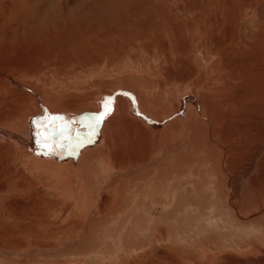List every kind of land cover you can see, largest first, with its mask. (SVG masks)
<instances>
[{
    "label": "rangeland",
    "instance_id": "1",
    "mask_svg": "<svg viewBox=\"0 0 264 264\" xmlns=\"http://www.w3.org/2000/svg\"><path fill=\"white\" fill-rule=\"evenodd\" d=\"M207 1L0 0V32L12 33L0 37V84L4 75L12 72L22 73L34 80V75L23 72L30 66L37 69V79L45 73L46 77L59 74V79L77 77L78 81L81 76L75 74L77 70L81 74L85 72L84 77L89 81L93 77H102L103 73H99L105 66L100 61L94 63V56L100 59L107 55L105 45L87 44L90 43L89 37L94 41H105L107 36L99 33L103 29L114 30L110 31V36L114 41L121 42L116 49L124 50L122 58L110 69L111 74L124 65L136 67V50L153 40L157 29L167 25L183 29L186 38L197 28L199 37H195L193 43L202 53L208 52L204 54L205 57L219 53L214 50H219L221 42H224L225 47L222 49L227 51L220 52L222 58L220 54L214 55L224 64L223 72H219L214 79L220 78L222 86L226 85L224 81L228 83L224 93L230 101L238 97L236 102L241 108L247 101L243 98L259 95L252 101L254 106L247 107V115L257 121V126L254 125L256 139L248 151L247 148L243 149L247 145L240 141L238 133L232 132L234 141H231L230 154L237 182L236 185L234 181V186H238L236 195L239 196L235 207H228L225 196L220 194L221 188H233L231 180L226 178L225 170L223 180H218L215 195H205L203 199L191 203H181L179 191H176L177 194L171 192L169 189L172 187L165 188V193L160 195H150L146 189L142 190V194L136 198L135 207L127 215L132 217L133 212V218H100L99 213L94 212L99 197L90 205L89 212L82 214L81 218H72L69 217L70 206L63 210L44 205L42 208L40 204L24 199V194L29 193L30 188L25 193L12 191L7 196L0 194V264H263L247 255V251L260 252L264 260V169L261 171L258 167L260 154H264V145H260L264 133V0H221L222 4L219 1L212 2L214 5L220 4L215 20L209 18L208 5L211 4ZM166 17L170 21L160 22ZM193 18L198 21L202 19V23L191 21L189 25L183 26L182 23ZM180 23L179 27L175 26ZM123 27L126 28L125 34L119 31ZM212 37L217 39L215 45L210 44ZM81 48L88 52L86 60L79 56ZM150 48L153 54L145 58L142 67L153 71L157 68L156 58L160 46L156 43ZM91 64L94 66L89 68ZM44 65H51L52 69L42 68ZM64 71L68 73L66 76L62 75ZM178 80L184 82L185 79ZM192 87L195 88L192 84L190 92L200 96V89L194 90ZM228 89L235 96L228 94L231 92ZM47 98L52 100L49 92ZM40 100L45 99L41 96ZM13 106V96H0V110L2 108L5 113ZM212 113H209V118ZM185 114L192 116L189 110ZM236 114L241 115V112L237 111ZM258 115L263 119L257 120ZM235 119L241 125V121H246ZM187 121H190L188 117ZM3 128L0 127V130ZM49 134H56V141L67 140L66 136L61 138L58 133ZM248 138L250 141L251 134ZM257 146L262 147L261 151L251 159V153L256 152ZM252 163L255 166L250 167L252 171H249ZM17 167V163L15 166L12 164L13 171ZM197 175L192 174L195 178ZM34 179L30 176L27 182L33 183ZM8 184L11 183L7 180L0 181V188H9ZM98 184L93 177L96 196ZM178 184L189 192L196 190L193 180L184 182L182 179ZM37 193L42 198L44 196L43 199L60 200L58 195L42 188ZM218 195L222 196L219 201ZM59 206L62 207V204ZM207 256L214 259L210 261Z\"/></svg>",
    "mask_w": 264,
    "mask_h": 264
},
{
    "label": "bare ground",
    "instance_id": "2",
    "mask_svg": "<svg viewBox=\"0 0 264 264\" xmlns=\"http://www.w3.org/2000/svg\"><path fill=\"white\" fill-rule=\"evenodd\" d=\"M208 1V4L215 1L222 4L221 0ZM220 4L208 5L210 7L208 17L211 20L216 19ZM167 17L160 22L170 21ZM197 17L200 18L198 15ZM191 21L202 23V19L198 21L193 18L182 24L187 26ZM180 25L181 23L175 26ZM123 28H119V31L125 34L126 28ZM178 29L167 25L157 29L154 39L136 50L138 55L134 61L136 67H139L124 65L112 74L110 69L122 58L124 50L116 49L121 42L114 41L110 36V31L114 30L98 29L99 33L107 36L105 41H94L89 37L90 43L87 45H105L108 54L100 57L101 60L94 56V63L100 61L105 67L103 66L104 69L99 73L100 75L103 73L102 77L97 79L93 77L90 81L85 79V72L81 74L78 70L75 73L81 76L78 77V81L77 77L70 80L62 79V75L68 74L65 71L60 75L62 77L60 79L59 74L46 77L45 73L37 79V69H33L34 66L26 69L28 71L23 70L34 75V80L23 76L22 73H4L5 78L0 84V96H13L14 106L5 113L2 108L0 110V127L5 128L0 130V181L7 180L11 183L8 184L9 188L1 187L0 194L7 196L12 191L19 194L30 188L31 191L24 194L26 201L40 204L42 208L49 206L63 210L64 207L68 209L70 206L71 213L68 216L72 218H81L82 214L90 210L95 198L99 197L94 212H98L100 218H133V212L132 217L127 215L135 207L136 198L142 194V190L146 189L150 195H160L165 193V188L172 187L169 189L171 192L177 194L176 191H179L181 203H191L196 199L197 201L203 199L205 195H215L218 180H223L225 170L226 178L228 181L231 180L233 188L227 190L221 188L220 194L225 196L228 207H235L239 196L236 195L238 186H234L235 167L233 168L231 161L233 157L230 154L231 141H234L232 132L238 133L240 141L247 145L243 149L247 148L248 151L256 139L254 125L257 126L255 124L257 121L247 115V107H253L252 101L259 98V95L243 98L247 101L241 108L236 102L238 97L231 98L230 101L224 93L228 83L224 81L226 85L222 86L220 78L214 79L219 72H223L224 64L214 55L220 54L223 50L227 51L222 49L224 42H221L219 50H214L219 53H210L211 55L205 57L208 52L202 53L193 43V39L199 37L197 28L187 38L184 30ZM8 33L12 34L0 32V37ZM214 38L209 39L211 45L216 44L217 39ZM156 43L160 46V53L156 58L157 68L152 71L142 66L145 58L152 56L153 47H150ZM87 54L88 52L82 51L81 48L79 56L86 60ZM227 57L225 58L228 60ZM93 66L91 64L89 68ZM42 68L50 70L52 66L44 65ZM177 79L185 80L182 82L176 81ZM233 79L236 80L234 77ZM190 81L195 86L192 89H200V96L190 92L192 86ZM47 92L52 96L51 101L47 98ZM229 93L235 96L233 91ZM41 96L45 100L41 101ZM106 100L110 107L109 114L97 126L91 142L76 147L78 141L75 137L78 133H87L86 125L89 124L90 117L104 110ZM186 110H189L191 117L186 116ZM237 111L241 112V115L236 114ZM210 112H213L211 118ZM45 115L63 117L61 121L52 122L51 134L58 133L56 131L58 126L67 124L68 127L63 132V136L67 137L66 142L62 139L56 141V134L54 136L49 134L51 139L47 142L48 147L42 146L43 141L41 145L37 144V129L32 121ZM235 118L246 121H241L243 123L241 125ZM262 119L261 115L257 116V120ZM58 136L65 138L60 134ZM260 145H264V133ZM261 148L260 146L255 148L256 152L251 153V159L255 153L258 156ZM260 155L258 167L262 171L264 154ZM16 163L17 170L13 171L12 164L15 166ZM254 166L252 163L248 170L252 171L250 167ZM192 174L198 175L195 178ZM30 176L35 178L33 183L27 182ZM93 177L99 183L98 196L94 192V184L92 185ZM182 179L184 182L193 180L196 190L189 192L184 186L179 187L178 183ZM41 188L55 196L58 195L60 200L43 199L44 196L42 198L37 193ZM216 197L219 201L222 196ZM143 198L145 199V196ZM60 203L62 207L59 206ZM247 255L264 264L260 252L250 250L247 251ZM206 258L210 261L214 259L210 256Z\"/></svg>",
    "mask_w": 264,
    "mask_h": 264
},
{
    "label": "snow or ice",
    "instance_id": "3",
    "mask_svg": "<svg viewBox=\"0 0 264 264\" xmlns=\"http://www.w3.org/2000/svg\"><path fill=\"white\" fill-rule=\"evenodd\" d=\"M110 99V98H109ZM110 112V107L108 100L104 102V111L99 112L98 114H93L90 117V122L88 125H86L88 131L86 134H80L78 133L75 139L78 141L76 144V147H81L83 146V143L91 142L92 137L95 135L96 128L101 122V120L104 119L106 115H108ZM63 120V117L59 116H53L49 117L47 115L43 117H39L37 119H34L32 123L36 126V136H37V144L41 145L42 141L44 142L42 144L43 147H48V141L51 139V136L49 133L52 131V122L54 121H61ZM68 127L67 124H64L63 126H58L56 128V131L63 137V132L64 130ZM62 145H57V147H60ZM49 150H54V149H49ZM47 154V153H45Z\"/></svg>",
    "mask_w": 264,
    "mask_h": 264
}]
</instances>
